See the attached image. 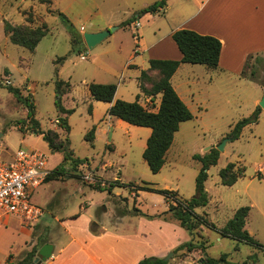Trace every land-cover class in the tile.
Here are the masks:
<instances>
[{
  "label": "rangeland",
  "instance_id": "1",
  "mask_svg": "<svg viewBox=\"0 0 264 264\" xmlns=\"http://www.w3.org/2000/svg\"><path fill=\"white\" fill-rule=\"evenodd\" d=\"M155 1L0 0V80L20 87L25 96L31 95L41 128L58 131L62 139L69 138L74 157L88 161L75 168L66 162L70 175L47 181L32 193V201L43 209L38 222L32 226L34 236L40 235L41 240L60 238L64 230L54 217H75L85 209L92 220L101 218L110 228L121 218L122 222L116 227L119 231L132 233L135 229L148 237L150 233L166 230L173 243L180 242L188 232L177 220L136 215L135 208L152 215L163 213L169 203L165 196L131 189L149 182L157 188L175 190L183 199H189L196 193V176L202 166L193 155H204L223 143L224 149H218V162L208 170L205 183L210 202L197 211L223 228L238 208L249 205L246 228L264 244V107L261 105L264 93L255 87V83L264 86V54L250 58L242 68L245 69L242 77L227 71L208 73L202 64H182L175 81L184 82L183 87L195 93L193 101H189L194 118L180 125L167 162L158 173H153L143 158L151 128L111 116L108 102L94 101L90 95V82L120 83L117 99H138L148 109L157 111L162 94L153 98L140 89V83L145 82L141 72L149 68V60L157 54L171 56L178 50L171 32L181 27L208 24L210 30L224 32L228 29L227 17L221 18V11L215 18L206 17L213 0L206 2L209 3L204 11L197 0H167L165 9L146 13L130 25H122ZM235 4L232 0V5ZM240 21L242 19L234 21L235 25ZM6 24L16 27L46 24L49 32L36 49L30 51L10 41ZM97 30H110V34L89 47L83 34ZM72 35L81 37L83 42L74 44ZM82 55L86 59H82ZM61 57L66 59L57 62ZM253 69L257 71L254 76ZM149 76L156 77L158 72L149 71ZM56 78L70 81L71 91L58 94ZM58 98L65 108L74 109L67 114L69 132L59 126L58 118L66 114L58 111L55 104ZM258 107L261 111L258 122L246 126L241 136L232 140L228 136L232 126ZM26 119L27 108L0 85V156L13 154L20 148L35 149L44 153L49 168L55 169L63 162V154L52 150L43 134L30 131L27 122L24 123ZM93 126L96 127L95 140L90 143L86 134ZM230 162H237V167L245 166L246 175L233 185H224L219 172ZM110 182L115 183L111 192L105 187L102 190L94 187L98 183L108 186ZM165 216L171 217L170 214ZM202 234L208 241V256L219 258L228 253L229 259L235 262L248 260L264 264L261 248L222 236L207 227ZM172 252L169 264H187V260L181 258L182 251ZM253 254L257 256L255 263L250 259ZM193 263L199 264V260Z\"/></svg>",
  "mask_w": 264,
  "mask_h": 264
},
{
  "label": "trees",
  "instance_id": "2",
  "mask_svg": "<svg viewBox=\"0 0 264 264\" xmlns=\"http://www.w3.org/2000/svg\"><path fill=\"white\" fill-rule=\"evenodd\" d=\"M49 2L51 3V0H49ZM166 6L167 0H156L154 3L134 13L129 19L125 20L122 25H130L144 14L157 13L161 9H165ZM5 31L13 44L34 51L41 39L48 34L49 29L46 24L37 27H29L26 25L16 27L11 24H6ZM72 38L74 44L83 42L82 38L76 35H72ZM172 39L182 52L181 59L151 58L149 60V68L141 72V77H143L145 82L140 83V89L153 98L158 94H162L157 111L148 109L141 104L138 99L135 101H126L123 99L115 100L118 88L116 83L90 82L88 84L90 95L93 99L111 103L108 109V113L111 116L122 119L133 125L151 128L152 131L147 139L143 158L153 173L160 172L166 164L168 151L172 146L175 134L179 130L180 125L194 118L191 109L175 90L171 82L172 76L182 63L202 64L209 69H216L219 66L222 50V41L218 37L210 34H202L191 28H180L175 30L172 33ZM251 57L252 56L248 57L245 66L249 63ZM65 59L66 57H61L57 62L64 61ZM149 71H157L158 76H149ZM8 73L9 71L6 70L5 74ZM244 73L245 69L242 70L243 75ZM256 73L257 71L253 69L252 76L256 75ZM0 85L6 87L16 97L17 101L27 108V119L24 121V123L27 122L28 124L27 128L32 132L43 134L50 148L63 154V162L52 170L45 182L70 175L69 170L65 166V163L68 161L74 168L88 162L87 159L74 157V151L70 147L69 138L62 139L58 131L52 129L43 130L41 128V123L35 116V104L31 95L25 96L20 87L12 84H5L1 80ZM55 86L57 93L60 95L71 91V83L67 80L56 78ZM55 104L60 113L66 114L58 118L59 126L69 132L70 125L67 114H71L74 109L65 108L61 102V98H58ZM260 112V108L258 107L249 117L240 119L232 126L228 136L232 140L238 139L246 126L258 122ZM20 129L24 131L23 127H20ZM95 132L96 127L93 126L86 134V140L90 143H94ZM219 154V150L213 148L204 155H193V158L199 161L202 166L196 176V193L189 199H183L175 190L157 188L149 182H143V185L139 187L134 185L131 190L161 193L165 196L166 201L169 202L168 209L159 215L146 214L141 211V209L135 208L136 215L141 214L149 218L157 216L165 219L177 220L189 233L191 239L176 247L174 252L182 251L181 255L185 256L189 252L200 250L204 254L199 260V264H253L248 260L244 262L232 261L229 259L228 253H223L219 258L211 257L206 254L208 241L204 239V235L202 234L204 227L215 229L222 236L264 250V244L246 228L251 206L246 205L238 208L233 218L230 219L223 228H218L205 213H199L197 211V208L206 207L210 202V196L206 190L205 183L209 176L208 170L212 165L217 164ZM245 172V166L237 167V162H230L219 172L221 183L224 185H233L246 175ZM114 186V182H110L108 186H102L100 183L94 185L96 189L102 190L103 187H105L110 192ZM166 214H170L171 217L165 216ZM45 242H48V240H40L31 250L18 257L16 261H11L8 264H32L37 256L40 245ZM256 257L257 256L253 254L250 256V259H253L255 263ZM138 264H169V260H166L164 257L147 256L142 258Z\"/></svg>",
  "mask_w": 264,
  "mask_h": 264
},
{
  "label": "crops",
  "instance_id": "3",
  "mask_svg": "<svg viewBox=\"0 0 264 264\" xmlns=\"http://www.w3.org/2000/svg\"><path fill=\"white\" fill-rule=\"evenodd\" d=\"M197 1L204 11L212 0ZM207 1L209 2L206 4ZM235 1L236 4L232 5V0H213L211 11L206 15L208 18H215L217 17L216 13L221 11L220 17H227L228 20L225 23L228 29L224 32L210 30L208 26L211 25L208 23V26L190 27L199 33L216 36L222 41L219 66L216 69H209L205 66L208 73L227 71L242 77V68L245 67L248 57L264 54V0ZM233 6L237 10H234ZM241 19L242 21L235 25L234 21ZM174 31L171 32V35ZM178 50L174 51V54L171 56L157 54L158 57L155 56L153 58L181 59L182 52L179 48ZM133 64L137 65L135 68H139L138 64ZM178 70L172 76L171 82L179 96L192 109L189 101H193L195 93L190 89L184 88V82L175 81ZM117 85L119 88L120 83ZM255 87L260 88L262 93H264L263 85L255 83ZM118 88L115 100L117 99ZM108 104L110 107L111 103L108 102ZM92 110H94L93 107ZM5 157L9 158L11 154H7ZM54 219L63 227L64 233L56 240L47 239L48 242L55 245V250L52 257L46 261V264H138L142 258L147 256L165 257L180 244L191 239L188 233L184 240L173 243L172 237L167 235L166 230L159 234L150 233L148 237L135 229L132 233L130 231H119L116 227L123 219L120 218L116 222H113L115 226L110 228L101 218L92 220L85 209L75 217L60 219L56 216ZM37 222L38 220L28 224L22 221L21 218L12 215L0 218V264H8L14 261L17 257L25 254L27 248L39 243L42 237L40 235L34 236V228L32 227ZM203 254L202 251L195 250L181 258L187 260V264H194L193 262H198ZM192 256H197V259H194ZM185 257L189 259H184Z\"/></svg>",
  "mask_w": 264,
  "mask_h": 264
},
{
  "label": "built area",
  "instance_id": "4",
  "mask_svg": "<svg viewBox=\"0 0 264 264\" xmlns=\"http://www.w3.org/2000/svg\"><path fill=\"white\" fill-rule=\"evenodd\" d=\"M51 172L48 157L35 149L20 148L9 158L0 156V218L12 215L28 224L37 221L43 209L32 201V193Z\"/></svg>",
  "mask_w": 264,
  "mask_h": 264
},
{
  "label": "water",
  "instance_id": "5",
  "mask_svg": "<svg viewBox=\"0 0 264 264\" xmlns=\"http://www.w3.org/2000/svg\"><path fill=\"white\" fill-rule=\"evenodd\" d=\"M110 34V30H101L97 32H84V40L87 43L89 47H93L96 44L100 43L107 35ZM261 105L264 107V97ZM2 133H0V136ZM219 150L224 149L223 143L219 145ZM55 250V245L51 242L44 243L38 250L37 256L32 262V264H42L43 262L48 261ZM173 252H170L167 256H165V259L168 260L172 256Z\"/></svg>",
  "mask_w": 264,
  "mask_h": 264
}]
</instances>
